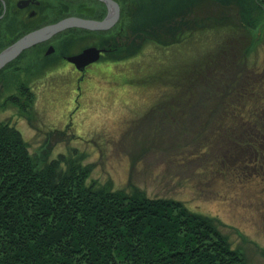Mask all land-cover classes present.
Returning <instances> with one entry per match:
<instances>
[{"label": "rangeland", "instance_id": "374dc122", "mask_svg": "<svg viewBox=\"0 0 264 264\" xmlns=\"http://www.w3.org/2000/svg\"><path fill=\"white\" fill-rule=\"evenodd\" d=\"M208 1L196 0L193 9L202 20L219 14L225 21L212 25L204 20L203 29L179 43L145 41L139 52L119 60L104 53L80 78L69 62L44 59V47L27 49L0 74V121L20 131L32 154L44 149L49 159L74 156L92 164L90 177L99 184L126 189L137 185L148 196L181 199L189 209L213 217L249 264H264V181H240L231 174L214 178L212 165L222 149L216 138L205 135L218 125L208 121L204 130L197 120L219 113L217 96L224 91L227 100L245 92L246 106L264 111V20L255 24L257 11L246 6L240 13L236 2ZM214 8L221 12L209 15ZM36 9L33 17L40 21L63 14L91 17L96 4L40 0ZM17 15L26 18L22 9ZM100 37L98 31H64L50 44L57 48L70 39L68 47L76 51L95 46ZM174 72L180 77L173 78ZM21 84L32 93L24 110L3 102ZM204 89L213 100L210 108L206 102L197 105L194 122L176 111L178 124L169 105L183 108L188 94L198 93L195 97L202 99Z\"/></svg>", "mask_w": 264, "mask_h": 264}, {"label": "trees", "instance_id": "16d2710c", "mask_svg": "<svg viewBox=\"0 0 264 264\" xmlns=\"http://www.w3.org/2000/svg\"><path fill=\"white\" fill-rule=\"evenodd\" d=\"M5 1L7 9L0 16V49L64 15L41 21L35 16L19 19L18 7ZM90 1L96 4L91 17H104L105 4ZM115 1L119 3L117 22L107 31L97 30L101 37L95 44L107 47L106 55L115 60L136 54L145 41L179 43L203 29L204 20L212 25L225 21L219 14L202 20L193 9L196 0ZM208 2H236L240 13L246 6L257 11L255 24L264 20V0ZM2 7L0 0V13ZM217 12L221 11L210 9L209 15ZM75 30L87 31L78 27L65 31ZM70 42L60 41L56 52H69ZM25 52L2 67L0 74ZM50 57L58 56L52 53L43 58ZM178 74L172 73L173 78H179ZM17 89L3 102L24 110L32 93L25 84ZM224 94L227 91L217 96L221 108L214 118L197 116L201 129H206L208 121L216 120L213 124L218 125L205 135L208 140L216 138L222 149L212 165L214 178L231 174L240 181H264V111L246 106L245 92L232 100L223 99ZM188 95L194 98L187 97L183 108L177 104L168 107L178 124L181 118L174 115L176 111H184L183 119L192 122V114L200 108L197 105L206 102L210 108L213 103L208 89L206 95L204 89L202 99ZM44 151L30 153L20 131L8 121H0V264H249L213 217L189 209L181 199L148 196L137 185L126 189L99 184L90 177L92 164L74 156L49 159Z\"/></svg>", "mask_w": 264, "mask_h": 264}, {"label": "water", "instance_id": "95a60500", "mask_svg": "<svg viewBox=\"0 0 264 264\" xmlns=\"http://www.w3.org/2000/svg\"><path fill=\"white\" fill-rule=\"evenodd\" d=\"M33 0H19L17 6H24L32 2ZM106 6V15L101 19H93L81 16H65L59 20L53 21V23L43 24L40 27L32 29L21 37L17 38L10 45L0 50V69L9 63L12 59L22 53L23 49L29 48L36 43L43 42L53 36V34L63 31L70 27L87 28L89 30H105L117 21L119 17V3L115 0H99ZM104 48L95 46H86L82 51L76 54L67 55L66 59L70 60L75 67L82 69L91 62L98 60V56ZM54 51L52 45L47 47L46 53Z\"/></svg>", "mask_w": 264, "mask_h": 264}, {"label": "flooded vegetation", "instance_id": "af4514ba", "mask_svg": "<svg viewBox=\"0 0 264 264\" xmlns=\"http://www.w3.org/2000/svg\"><path fill=\"white\" fill-rule=\"evenodd\" d=\"M18 1L19 0H17L16 2H15V5H16V7H18L17 6V3H18ZM8 3H13L12 2V0H9L8 1ZM39 4H40V0H33L32 2H30L29 4H27V5H24V6H20V7H18L19 9H22V10H25V16L26 17H29V18H31L32 16H35V14H36V12H37V6H39ZM2 8H3V12L2 13H0V16L6 11V6H7V3H6V1L5 0H2ZM15 13V12H14ZM70 15H73V14H70ZM74 15H76V14H74ZM63 16H65V15H63ZM78 16H80V15H78ZM110 29V28H109ZM65 31V30H64ZM71 32H76V33H78L79 31L78 30H75V31H71ZM84 32V31H83ZM92 32H95V31H90V30H87V31H85L84 33L85 34H88V33H92ZM70 35V34H69ZM54 36V35H53ZM53 36L52 37H50L49 39H47V40H43V42H40V43H36V44H34V45H32L30 48H32V47H35V46H38V47H40L41 46V49L43 48V53H41V54H43V56L44 55H49V54H47L46 53V50H47V47L50 45V42L54 39L53 38ZM44 44V45H43ZM43 45V46H42ZM96 46V45H95ZM96 47H99V48H102V46H99V45H97ZM29 48V49H30ZM105 50L104 51H102V52H100V54H99V57L98 58H105L106 56H104V53H106L107 51H108V49H107V47H103ZM84 49V47H81L80 49H78V50H76V51H71L70 49H69V52H56V50L57 49H55V47H54V51L53 52H51V54L53 53H57V56L59 57H56L54 60V63L55 62H65V61H67V62H69L70 60H68V59H66V56L67 55H72V54H76L77 52H80L81 50H83ZM72 66H73V69L74 70H78L79 71V75H78V77L80 78V77H82V75H84L85 73H86V71H87V67L89 66V65H91V64H93V63H95V62H92V63H89V64H87V66H85L84 68H83V70L82 69H78L77 67H75V65L73 64V63H71V62H69ZM4 67V66H3Z\"/></svg>", "mask_w": 264, "mask_h": 264}]
</instances>
